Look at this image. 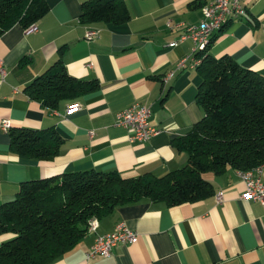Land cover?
Returning <instances> with one entry per match:
<instances>
[{
  "label": "crops",
  "instance_id": "obj_1",
  "mask_svg": "<svg viewBox=\"0 0 264 264\" xmlns=\"http://www.w3.org/2000/svg\"><path fill=\"white\" fill-rule=\"evenodd\" d=\"M46 1L48 10L32 28L14 23L0 33V59L7 69L0 82V121L9 119L10 127L52 126L62 143L52 155L20 156L10 149L9 129L0 128V202L11 198L24 179L63 171L160 175L183 165L187 155L172 138L185 134L203 114L196 100L201 76L190 64L177 67L181 57L192 54V39L171 41L182 32L178 23L201 20L206 0H125L130 17L120 23L79 21L83 0ZM242 2L245 14L229 20L208 51L227 53L264 73V0ZM89 29L98 31L91 39L85 37ZM63 43L67 46L59 53ZM22 55L29 56L24 65L19 64ZM58 57L71 75L94 78L98 85L60 99L55 107L42 106L24 86ZM72 102L80 106L67 110ZM134 102L150 105V122L160 131L129 142L114 119ZM203 175L213 185L211 195L174 205L148 199L120 204L48 264H264V205L243 195L245 183L232 166ZM119 220L137 232V239L116 243L108 256L87 259L97 234L113 230ZM8 236L2 233L0 240Z\"/></svg>",
  "mask_w": 264,
  "mask_h": 264
},
{
  "label": "trees",
  "instance_id": "obj_2",
  "mask_svg": "<svg viewBox=\"0 0 264 264\" xmlns=\"http://www.w3.org/2000/svg\"><path fill=\"white\" fill-rule=\"evenodd\" d=\"M48 8L46 0H0V33L14 23H33ZM129 17L125 0H83L78 18L120 23ZM223 26L194 52L200 59L195 65L201 76L196 100L203 114L185 134L172 138V145L185 151L186 162L160 175L146 171L126 176L116 169L90 168L20 181L15 194L0 202V234H9L0 240V264H48L88 231L91 217L141 199L168 205L198 200L214 191L205 171L264 163V73L227 53L208 51ZM66 46L61 44L59 53ZM28 61L22 55L19 64ZM97 85L94 78L71 75L58 57L24 90L42 106L55 107L60 99L75 98ZM61 143L52 126L9 128L10 149L20 156L52 155Z\"/></svg>",
  "mask_w": 264,
  "mask_h": 264
},
{
  "label": "built area",
  "instance_id": "obj_3",
  "mask_svg": "<svg viewBox=\"0 0 264 264\" xmlns=\"http://www.w3.org/2000/svg\"><path fill=\"white\" fill-rule=\"evenodd\" d=\"M202 18L198 23H178L183 25L182 32L177 39L171 41L176 44L186 38L192 39L193 52L191 55H185L177 62V67H185L186 65L195 66L200 59L194 56V52L206 45L210 36L217 32L228 20L239 18L246 12L245 5L242 0H206L201 4ZM26 29L33 27L30 23L25 26ZM97 29H89L85 33V37L91 39L97 34ZM190 60V62H187ZM7 74L0 59V82ZM172 74L169 71L166 74L168 78ZM16 89V87H14ZM80 105L72 102L67 105V110L76 109ZM151 107L149 104L134 102L115 113L114 123L120 125L126 130V137L129 142L143 141L150 138L160 131V128L150 122ZM0 128L8 130L10 128L9 119H1ZM93 129H89V135H92ZM262 163L249 168L239 169L237 173L245 183L244 196L251 199H257L264 205V181L261 179ZM222 196L221 191L216 194L217 199ZM98 217H91L88 223V231L95 230L98 225ZM137 239V232L129 228L124 221L119 220L114 229L102 234H97L93 244L85 252L88 259L95 255L108 256L111 254L113 247L118 242H133Z\"/></svg>",
  "mask_w": 264,
  "mask_h": 264
}]
</instances>
